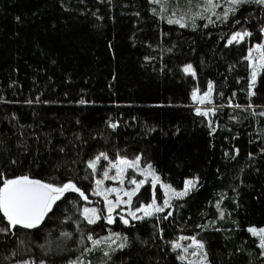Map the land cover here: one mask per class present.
<instances>
[{
  "label": "trees",
  "instance_id": "trees-1",
  "mask_svg": "<svg viewBox=\"0 0 264 264\" xmlns=\"http://www.w3.org/2000/svg\"><path fill=\"white\" fill-rule=\"evenodd\" d=\"M219 1L226 20L199 11L204 0H0V187L26 175L72 181L87 196L66 192L36 228L0 232V264H189L173 248L181 234H198L209 264H264L248 231L264 226V66L249 95L246 58L263 40L264 5ZM173 11L186 27L167 22ZM239 29L251 35L229 45ZM188 64L195 76L183 71ZM209 82L211 98L199 107L192 93ZM100 153L107 159L93 172L88 161ZM137 156L173 188L198 184L162 213L87 223L95 175ZM154 195L163 205V189L147 183L134 205ZM109 233L119 237L107 250L88 240Z\"/></svg>",
  "mask_w": 264,
  "mask_h": 264
},
{
  "label": "snow or ice",
  "instance_id": "snow-or-ice-1",
  "mask_svg": "<svg viewBox=\"0 0 264 264\" xmlns=\"http://www.w3.org/2000/svg\"><path fill=\"white\" fill-rule=\"evenodd\" d=\"M167 0H153V3L155 4H163L166 3ZM228 3H230L233 6H239L243 5L249 2H254L260 5H264V0H227ZM205 7L207 10H212L218 5L214 2V0H204ZM237 10L236 7H232L229 11L234 14ZM155 12V9H153ZM162 11H167L166 8H162ZM172 15L175 16V12H172ZM199 15V13L197 14ZM229 15V12H224L222 14L223 19H227ZM163 18V17H162ZM203 18V16L201 17ZM220 16H217V19H220ZM184 19L183 16H181L179 19H171L168 18L167 22L169 24L177 23L181 24L182 27H186L187 25L182 23V20ZM238 22V21H237ZM209 23H214L209 18ZM207 27V24L204 25ZM193 27H196L194 18H193ZM251 33L249 32H237L231 36V38L227 41L229 45H231L234 41H238L244 39L246 36H250ZM256 50H261V60H264V45H257ZM249 57H251V50L249 52ZM246 57V58H249ZM183 71L186 74H191L195 76V70L193 69L191 64L186 65L183 68ZM257 72H252V84L250 85V91L249 95H255L254 91H251V88L254 86L256 81ZM214 85L209 82L207 86V91L203 93V96H198L199 89L194 90L192 93L193 100L199 99V102L201 104L205 103V99L211 98L212 92H213ZM83 103V101H82ZM236 107H239V105H236ZM251 107V106H249ZM197 114L207 116L208 112L215 113V108L208 109L207 112L201 111L199 108H197ZM260 115L264 116V112L260 113ZM111 127L115 128L117 127L116 124H111ZM209 127L211 128V121H209ZM212 131L214 132L215 129L213 128ZM239 150H237L238 153ZM101 157H104L107 159L106 153H100L98 156L95 157L94 160L88 161V167L95 172L98 162L100 161ZM141 157L137 156L135 160H128L126 157H119L115 163L111 164V167L117 169V176L109 177L108 170H105L103 172V176L105 179H117L118 176L122 177L124 171L126 168H138L140 163ZM142 174H145L147 177L148 175H151L153 177L151 181L152 188L155 189L156 185L158 183L162 184V187L166 190V198L163 201V205L157 204L155 195L153 196V200L151 204L143 206V208H137L136 211H143L144 216L142 217H136V212H132L131 215L134 219H143L144 217L152 216L155 213H162L164 212L165 208H169L172 205L169 202V198H167V192H171L176 198H181L184 196H187L190 191L194 190L196 188V185L198 184L199 177H195L193 179L185 180L184 182V188L181 191H177L176 189L172 188L170 184H163L159 175L156 174L155 170L152 168L151 164H148L145 169L141 170ZM103 180H96L95 183L97 186L103 184ZM121 182H123L121 180ZM131 184L135 185V188L131 191H125L124 195L128 196V200L125 201L122 198L119 197V189L116 188H109L106 191L116 192L118 195V199L116 202L108 201V213L106 217L101 216L98 214L97 209L95 208H87L85 207L83 209V215L85 219L87 220V223L89 224H96L98 220L100 219H106L109 224L114 223V218L111 215V212L113 210V206L118 207L121 203H130L131 197L136 194V192L139 191L140 187L145 183V180L137 181L134 178L129 181ZM77 192L79 193L85 200L87 199V196H84V193L81 191L80 188L77 187L76 183L69 181L62 186H57L55 184L51 183H45L41 180H34L30 179L28 176H20L15 179H7L4 180L3 186L0 187V213H3L4 218L8 221V228H0V232H7L11 229H15L17 226L23 227L26 229H32L36 228L47 216V214L52 210V206L56 203L57 200H60L62 195L66 192ZM99 195H104V193H96ZM105 200H107V196H105ZM217 207H219V204H217ZM151 210V211H150ZM91 214V215H89ZM172 213L169 212L168 215H171ZM224 213L221 212L220 216L223 218ZM167 219V216L164 217ZM121 220L127 224L128 220L124 217H121ZM248 231L252 233L254 236H258L260 238V246L261 248H264V228L261 229H255V228H249ZM63 235L67 236L69 234L64 233ZM113 235H116L119 237L118 233H115ZM105 241L108 238H104ZM127 238H125L126 241ZM198 249L203 248L202 242L195 240V237L191 238ZM88 240L93 241V246H99L102 241L97 239L93 240L91 236L88 237ZM126 246V243H121L119 245V248L123 249ZM173 248H181V244L178 242L173 243ZM91 251V249H88ZM187 248L184 249L185 252H187ZM196 254V253H193ZM15 255V253H13ZM105 255H108V253H105ZM207 254L204 253V257L206 258ZM186 257L181 256L180 259L183 260ZM24 264H35L34 261L29 262L25 261Z\"/></svg>",
  "mask_w": 264,
  "mask_h": 264
},
{
  "label": "rangeland",
  "instance_id": "rangeland-1",
  "mask_svg": "<svg viewBox=\"0 0 264 264\" xmlns=\"http://www.w3.org/2000/svg\"><path fill=\"white\" fill-rule=\"evenodd\" d=\"M214 2L218 5V7L214 8L212 10H207L205 7V4L201 5V3H200L199 4V11L203 12L206 10V11H208L209 14H211L213 16L216 15V16L222 17V14L224 12H226L228 9L227 3L219 1V0H214ZM181 16L182 15H177V14H175V16H173L172 14H170L168 18L179 19ZM183 17H184V19L182 20V23L187 24L186 23V21H187L186 16L184 15ZM237 32L243 33V32H249V31L239 29V30H235L232 33V35L237 33ZM263 33H264V27H263ZM231 36H230V38H231ZM246 37H244V39ZM244 39H242V40H244ZM242 40L238 39V41H242ZM257 45H264V37H263V40L261 42L254 43V45L248 51V57H249V52L251 50V57H249V59H250L251 65H252V72L253 71L257 72L255 84H256L257 79H258V74L262 71V68L264 66V60H261V50H256ZM252 72H251V76H250L251 84H252ZM207 90H205L204 92H206ZM204 92H202V93L198 92V96H203ZM206 100H208V99H205V101ZM197 101L199 103L198 104L199 107H201V105H203V104H200L199 99H197ZM127 159L128 160H135V159H130V158H127ZM116 161H117V159L109 161L105 165V167L101 170V172L99 174L95 175L94 187H93V190L91 191L92 196L88 197L89 202L84 205V208L85 207L95 208V209H97L98 214H100L101 216L104 215L106 217L107 215H109V213H108V208H109L108 201L110 200V201L116 202L118 199V195L116 192L109 193L106 191L107 189H109V188L119 189L120 190L119 191V197L122 198L123 200L127 201L129 198H128V196L124 195V192L125 191H131L132 189L135 188V185L131 184L129 181L133 178L137 181L145 180V183L140 187L139 191L136 192V194L131 197L130 203H121V204H119L118 207L113 206V210L111 212V215L114 218V221L116 220L117 217H119L120 219H121V217H124L125 219L128 220V222H130L131 220H136L131 215L132 212H136V217H142V216H144V212L143 211L137 212L136 209L137 208H143V206L152 203L153 199L147 203H141L140 205H134V200H135L136 195L140 192V190L142 189V187L144 185H146L147 183L151 184L153 177L151 175H148L146 177L145 174H142L141 170L145 169L148 164L144 165L142 163V161L140 160L138 168H135V169L134 168H126L122 177L118 176L117 179H115V180L105 179L103 176V172L105 170H108L109 177L117 176V169L111 167V164L115 163ZM155 172H156V174H158V172L156 170H155ZM159 177H160V175H159ZM30 179H32V178H30ZM188 179H192V178H188ZM96 180H103L104 182H103V184L97 186L95 183ZM121 180L123 182H121ZM161 181L163 184H168L165 181H163L162 179H161ZM156 186H160L163 189V191L165 193V198H166V190L162 187V184L158 183ZM183 188H184V186L180 189H176V188H174V189H176L177 191H181V190H183ZM98 192L104 193V195L96 194ZM105 196H107V200H105ZM167 198H169V202L171 204V201L176 197L169 191V192H167ZM156 202H157V204H159V202L157 200H156ZM89 215H91V214H89ZM251 228L261 229V228H264V226H262V227H251ZM113 234H115V233H109L107 235H104L101 238H98L99 240L102 241V243L99 246H96L95 248H97V249L103 248L104 250H107L108 248H110V246L115 242V240L117 238V236L113 235ZM193 237H195V240L202 242L203 248H201V249L197 248L195 242L191 239ZM104 238H108V239L105 241ZM174 242H178L181 244V248H177V250L179 251L181 256L186 257L185 260L189 264H209L208 260H207V256H206V258L204 257V253H206L205 245H204L203 241L200 239V237L198 236V234H189V235L181 234V237L178 240H175ZM185 248L188 249L187 252L184 251ZM193 253H196V254H193ZM84 261H86V260H79L77 262L75 260V261L71 262L70 264H84ZM29 262H32V261H29ZM39 264H43V263L40 262Z\"/></svg>",
  "mask_w": 264,
  "mask_h": 264
}]
</instances>
